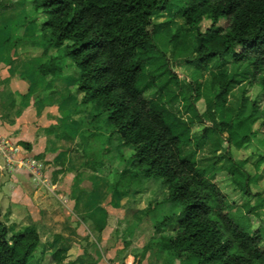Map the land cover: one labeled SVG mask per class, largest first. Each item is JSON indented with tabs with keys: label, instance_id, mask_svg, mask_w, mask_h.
Returning a JSON list of instances; mask_svg holds the SVG:
<instances>
[{
	"label": "trees",
	"instance_id": "1",
	"mask_svg": "<svg viewBox=\"0 0 264 264\" xmlns=\"http://www.w3.org/2000/svg\"><path fill=\"white\" fill-rule=\"evenodd\" d=\"M172 1L25 0L24 4L30 12L26 23L30 30L77 68L75 84L81 103L93 104L98 115H107L112 134L133 151L131 167L140 169L147 178L160 179L167 190L173 212L154 228L161 251L195 264H264V223L258 218L259 206L251 207L248 200L241 206L250 223L251 218L258 219L255 228L251 224L247 230L236 224L230 217L227 196L214 177L207 178L200 169L195 151L187 150L192 143L196 148L211 140L216 151L225 154L229 149L243 150L251 142L257 118L244 116L241 107H225L222 99L232 81L221 70L211 76L217 94L213 101H206L204 113L199 115L195 108L200 98L197 92L191 103L183 97L186 113L199 124L204 119L211 124L193 139V120H182L167 106L178 99L170 85L177 89L182 85L171 70V57L157 45L160 37H166L172 58L189 52L194 58L184 62L197 70L229 56L234 66L264 73V0H185L182 19L185 31L192 34L185 51L181 34L173 35L168 24L152 21ZM10 7L11 3L0 2V9ZM204 22L208 27H202ZM1 42L8 53L14 49L7 39ZM51 64L55 77L61 67ZM38 69L47 75L45 67ZM259 86L264 92V75ZM154 89L157 99L146 101L144 94ZM261 126L264 128V121ZM214 136L220 139H211ZM261 160L264 157L254 162L255 169ZM246 163H232L226 171L241 195L250 199V174L242 171ZM166 227H171L167 236L162 234ZM38 245L35 229L9 236L0 221V264H30ZM66 260L62 249L51 256L53 264H71L64 263Z\"/></svg>",
	"mask_w": 264,
	"mask_h": 264
},
{
	"label": "rangeland",
	"instance_id": "2",
	"mask_svg": "<svg viewBox=\"0 0 264 264\" xmlns=\"http://www.w3.org/2000/svg\"><path fill=\"white\" fill-rule=\"evenodd\" d=\"M0 2L11 3L10 8L0 9V34L5 35L3 38L7 39L10 45H14V49L9 54L10 58L14 54V57L20 61V66H24L27 62L30 65H35L32 62L34 59L39 67H45L48 72L44 76L38 69L36 73L41 82L37 87L40 93L38 96L42 98V107L47 108L42 110V119L52 121L51 113L54 110L51 113L48 111L51 107L59 109L58 117L54 118L55 126L50 127L49 130L42 129V136L44 135L48 139V148L50 146L52 148L59 147L55 152L62 155L61 161H58L61 162L63 169L61 172L64 173L69 169L73 175L74 182L70 181L71 183L68 184H72L73 197L75 202L80 204L75 214L77 218L72 211L70 212L72 208H68L62 198L51 196L49 200L54 204V207L64 206L67 217L72 221L70 223H75L76 230L81 227V238L77 236L80 239L75 240L72 244L71 254L67 255V260L64 263L122 264L127 255L131 253V264H173L175 259L161 251L160 246L157 245L159 241L155 239L154 235L156 225L173 212L162 181L147 178L140 169L131 167L133 151L124 148L119 136L112 134L113 128L106 122L107 115H98L93 104L84 105L81 103L82 95L77 93L75 84L77 68L68 58H60V53L50 48L48 41L41 42L39 37L30 30L26 24L30 12L27 11L29 10L27 7L25 8V0H0ZM186 5L187 1L185 0H173L163 14H156L152 17L154 24L166 23L173 35L181 34L180 39L184 41V51L190 46L192 40V34L185 31L182 19V11ZM202 27H208V23L204 22ZM167 42L166 37H160L157 45L161 52L166 53L167 58L171 57V70L182 85L181 89L170 85V90L178 95V99L169 101L167 98L168 100H166L169 101L167 106L182 120H193V139L198 138L205 127L210 128L211 124L205 119L202 124H199L190 112L186 113L183 97L189 99L191 103V98L197 92L200 98L195 104V108L199 115L204 113L206 101H213L217 94V90L212 86L211 76L218 75L221 70H225L227 79L232 81V85L222 99L225 107L235 110L241 107L244 116L252 115L257 118L252 126L253 134L249 138L251 142L243 150L229 149V154H225L223 151H216L213 140L204 141L196 148L194 143L187 147V150L195 151V159L200 169L205 171V176L210 179L214 177L218 188L227 196L232 220L244 229L249 230L251 224L255 228L259 224L258 219L251 218L250 223L241 206L247 200L251 207L258 205L257 214L260 216L258 218L264 223V160L260 161L258 169L253 167L259 157H264V128L261 126L264 121V92L259 86L260 78L264 73L247 66H234L229 56L222 61L208 62L200 70H197L184 62L185 58L192 59L194 55L183 51L184 55L175 60L170 55L171 48ZM50 62H56L61 67L55 77L51 75L50 71H53L54 65H49ZM157 97L158 92L155 89L144 94V99L148 102L154 101ZM0 138V144L7 147L8 151L11 149L10 152L14 156L13 144L11 143L10 146V142H4L5 139L1 136ZM225 138L226 135L221 137V139ZM211 139L220 138L214 136ZM18 159L20 162L16 164L12 157L7 159L0 156V166L7 164L6 166L9 168L14 167L15 171L17 167L20 169L29 168L30 173H35V169H38L35 163H21L22 160L30 159L21 155ZM68 161L70 164L67 169ZM244 161L247 163L242 171L249 173L251 178L249 189L252 197L250 199L241 195L239 188L231 181L226 171L230 164H239ZM53 173L51 172L47 177L51 184L58 180V175ZM22 179L23 184L33 191L36 190L38 197H42V188L39 189L35 183H29L24 178ZM46 180L43 178L45 185L42 187L50 189L49 183H45ZM7 187L8 183L0 187V221L8 229L9 236L24 233L29 229L37 231L34 224H27V226L21 224L16 230L17 224L14 220L17 217H13L11 213L14 211L15 214H21V207H15L17 212L11 210V207H4L6 204L4 202L8 200L9 196ZM51 192L53 193V190ZM70 195L72 196L69 193ZM88 198L87 208L93 207L95 214L86 207L81 208L83 202ZM121 200L124 201L122 216L119 218L121 220L117 221V218H113L110 223V227H113L115 231L110 229L104 240L95 239L91 234L100 231V228L97 222L87 220L85 214L89 213L91 218L95 216V219L100 221L105 218V210L108 211L111 203L115 207ZM38 203H42V198L38 200ZM23 218L25 221L26 216L24 215ZM170 231L171 227H166L162 234L167 236ZM117 248H119V252ZM262 249L264 250V243ZM109 256L110 258H108ZM30 264H53V262L50 257L43 259L42 249L38 245ZM184 264L195 263L185 262Z\"/></svg>",
	"mask_w": 264,
	"mask_h": 264
},
{
	"label": "crops",
	"instance_id": "3",
	"mask_svg": "<svg viewBox=\"0 0 264 264\" xmlns=\"http://www.w3.org/2000/svg\"><path fill=\"white\" fill-rule=\"evenodd\" d=\"M4 36L0 34V136L5 139L4 142H10V146L13 144L15 148L14 156L10 152L11 149L8 151L7 147L5 148L14 163L17 164V162H20L18 158L21 155L30 159L26 161L22 160V164L35 163L38 169H35V173H30L31 170L29 168L20 169L17 167L15 171L14 167L9 168L6 166V163H4L6 164L5 166H0V187L8 183L7 190L9 193L8 200L5 202L3 200L2 203H6L4 207H11V210H15V207H21V214H15L14 211L11 213L13 217H17L14 220L17 224L16 230H18L17 228L21 224L26 226L27 224L36 225L39 236V248L42 249L43 259L44 257L51 258L59 249L66 251V254L70 255L72 244L75 240L81 238V227H78L76 230L75 223H70L72 221L68 219L64 206L54 207V204L49 198L51 196L62 198L66 206L70 209L72 208L70 212L72 211L75 216L77 207L80 204L75 202L73 191L71 190L72 184H68L70 181L73 183L74 178L68 169L69 161L66 166L68 170L66 172L64 171V173L61 172L63 169L61 168V162L58 161H61L62 155L55 152L59 147L52 148L50 146L48 148L47 143L49 141L44 135L42 136V129L49 130L50 127L55 126L54 118L58 117L59 109L51 107L50 111H48L51 113L54 110L51 113L52 121L42 119V110L47 108L42 107V98H36V96L40 95L37 87L40 86L41 82L36 76L39 65L32 59L35 65L32 62V65L27 62L24 66H20V61L14 57V54L10 58V53L2 47L1 39L3 41ZM68 140L71 141V139ZM23 144L28 146L26 147ZM0 156L3 158L1 152ZM51 172H54V175H58V180L53 181L54 184H51L47 178ZM20 178H24L29 183H35L39 189L42 188V197H38L36 190L33 191L26 184H23ZM43 178L47 179L45 183H49L50 189H44L42 187V185H45ZM51 190H53V193ZM69 193L72 196H69ZM40 198H42L41 204L38 203ZM123 202V200L119 201L115 207L111 203L112 205L108 207V211L106 212L105 210V218L100 221L96 220L95 216L91 218L89 213L85 214L87 220L97 222L100 228V231L93 232L91 236L95 239L101 238L104 240V237L110 232V229L115 231L113 227H110V223L113 221V218H117V221L121 220L119 218L122 216ZM82 205L81 208H87L89 198ZM87 209L95 214L93 207ZM24 215L26 216L25 221L24 218L22 219ZM117 249L119 252V248ZM115 252L114 254H116ZM130 260H132L131 253L127 255L122 264H131ZM174 261L173 264L177 262L179 264L185 263L177 260ZM98 264H102V262Z\"/></svg>",
	"mask_w": 264,
	"mask_h": 264
},
{
	"label": "built area",
	"instance_id": "4",
	"mask_svg": "<svg viewBox=\"0 0 264 264\" xmlns=\"http://www.w3.org/2000/svg\"><path fill=\"white\" fill-rule=\"evenodd\" d=\"M0 152L3 154V156L7 159H11L7 153V149L4 147V145L0 144Z\"/></svg>",
	"mask_w": 264,
	"mask_h": 264
}]
</instances>
